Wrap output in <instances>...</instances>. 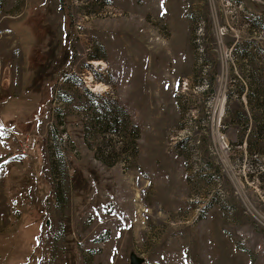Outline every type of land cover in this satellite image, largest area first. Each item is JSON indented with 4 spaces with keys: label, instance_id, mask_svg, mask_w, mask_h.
<instances>
[{
    "label": "rangeland",
    "instance_id": "1",
    "mask_svg": "<svg viewBox=\"0 0 264 264\" xmlns=\"http://www.w3.org/2000/svg\"><path fill=\"white\" fill-rule=\"evenodd\" d=\"M250 95L264 0H0V264H264Z\"/></svg>",
    "mask_w": 264,
    "mask_h": 264
},
{
    "label": "trees",
    "instance_id": "2",
    "mask_svg": "<svg viewBox=\"0 0 264 264\" xmlns=\"http://www.w3.org/2000/svg\"><path fill=\"white\" fill-rule=\"evenodd\" d=\"M251 92L252 93H250V94H255L254 91H253V89L251 90ZM249 98H250V101H248L249 102L248 111L246 113H244L245 116H246V118H247V120H254V121H256L257 119L264 117V113H262L260 115H256L254 113V106H253V103L251 102V95L249 96ZM227 115H228V118H230L231 120H234V121L236 120V115H234L231 112V109H228ZM254 130L256 131V133L258 135L257 136V141H256V145H257L261 141H264V128H258L257 126H254ZM259 173H260L261 177L264 176V172L259 171Z\"/></svg>",
    "mask_w": 264,
    "mask_h": 264
},
{
    "label": "bare ground",
    "instance_id": "3",
    "mask_svg": "<svg viewBox=\"0 0 264 264\" xmlns=\"http://www.w3.org/2000/svg\"><path fill=\"white\" fill-rule=\"evenodd\" d=\"M91 64H95V65H102V66H104V68L105 67H108V65H107V63H106V61H104L103 59H93L92 61H91ZM98 87H100V89H98ZM103 87H104V85L102 84H95L94 86H92V89L93 90H103ZM143 210H141L140 212H142ZM123 226V222H120V221H118L115 225H114V227L115 228H118V227H122ZM120 233H121V231H118V232H116V237L117 236H119L120 235Z\"/></svg>",
    "mask_w": 264,
    "mask_h": 264
},
{
    "label": "water",
    "instance_id": "4",
    "mask_svg": "<svg viewBox=\"0 0 264 264\" xmlns=\"http://www.w3.org/2000/svg\"><path fill=\"white\" fill-rule=\"evenodd\" d=\"M129 259H130L129 264H144L145 263V259L139 256L138 254H136L132 250L129 253Z\"/></svg>",
    "mask_w": 264,
    "mask_h": 264
}]
</instances>
